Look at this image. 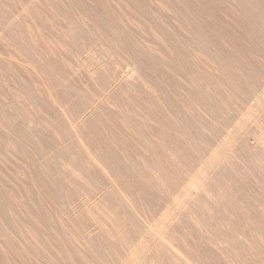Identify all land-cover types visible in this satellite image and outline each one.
Returning a JSON list of instances; mask_svg holds the SVG:
<instances>
[{
    "label": "bare ground",
    "instance_id": "obj_1",
    "mask_svg": "<svg viewBox=\"0 0 264 264\" xmlns=\"http://www.w3.org/2000/svg\"><path fill=\"white\" fill-rule=\"evenodd\" d=\"M35 1L22 2L14 14L8 15L5 3L0 0L2 30L6 34H0V39L17 54L26 50L32 55V59L24 62L26 66L62 84V79L48 65L52 49L44 50L36 45L37 33L42 27L35 18ZM165 1L193 13L190 20L182 17L183 23L189 28L199 54L217 63L220 79L216 80L215 90L220 97L210 96L209 75L204 67L198 68L200 75L195 80L187 71L183 77L184 67L168 63L153 47L129 32L110 6L106 14L94 6L95 14L104 20L100 30L108 39L122 42L131 52L135 80H128L126 76L119 78L111 92L118 90L120 97L110 102L105 96L85 113L89 120L87 135L80 124L70 123L58 98L52 90L48 92L51 103L59 105L58 113L68 123L72 138L69 145L78 169L93 182H96L95 173H101L106 183L103 190L112 206L108 213L99 209L90 212L87 206L79 211L68 210L72 224L82 219L89 225L88 231L79 230L83 243L66 241L64 231L72 225L63 223L61 217L53 220L42 206L34 213L27 207L26 229L21 240L30 254L20 258L17 244L6 242L11 256L20 258L22 264H32L31 255L40 264H95L91 261L92 255L99 257L103 264H124L114 242L131 231L137 232L138 244L133 240L128 244L126 251L130 254L126 264H202L205 259L208 264H251L252 260L260 264L264 260V252L255 253L250 245L264 242V97L252 98L253 103H249L250 95L241 93L248 110L243 114L235 113L230 102L225 104L229 96L239 97L237 87L252 86V70L264 76V27L240 19L236 12L225 9L217 0ZM81 3L91 6L88 1ZM9 26L16 31L14 34L10 33ZM178 47L180 56L184 57L186 46L179 44ZM2 57L5 56L0 54V60ZM111 61L108 51L97 45L91 56L75 64V69L86 72L92 68L97 72L100 64L107 69L112 67ZM4 69L9 76L17 78L26 93H35L8 66ZM184 94L190 95L189 106L182 103ZM102 105L106 115L102 117V124L97 125L93 113ZM0 112L5 116L6 126L14 127L12 130L16 133L32 136L34 128L24 122L25 110L19 100L0 99ZM112 113L136 129L141 144H130L121 130L116 133ZM217 121L224 122L220 131L222 145L211 136ZM145 125L155 128L157 135H146L141 129ZM0 128H4L1 122ZM242 128L251 136H240ZM87 139L103 145L104 159H98L97 153L88 149L84 142ZM199 147L208 154H202ZM118 150L125 158L114 152ZM113 164L119 172L112 173ZM0 175L3 174L0 172ZM52 176V185L40 182L38 190L47 197L62 198L59 179H66L60 172ZM179 188L184 191L181 199ZM29 189L22 187V192L30 194ZM174 193V204L168 210L169 197ZM164 194L170 195L165 199ZM150 202L158 210L166 206L157 220L148 215L146 205ZM35 224L43 233L44 243L34 242Z\"/></svg>",
    "mask_w": 264,
    "mask_h": 264
},
{
    "label": "rangeland",
    "instance_id": "obj_2",
    "mask_svg": "<svg viewBox=\"0 0 264 264\" xmlns=\"http://www.w3.org/2000/svg\"><path fill=\"white\" fill-rule=\"evenodd\" d=\"M28 1L30 0H3L8 15L14 14L22 2L26 4ZM81 1H88L91 6L81 3ZM217 1L225 9L236 12L240 19L249 24L264 27V0ZM94 6L99 7L103 14L107 13V8L110 6L117 20L129 32L139 37L147 46L153 47L168 63L184 67L185 75L183 77H186L187 71L194 78L192 80H195L200 75L198 68L204 67L209 75L207 83H209L210 96L220 97L219 91L215 90L216 80L220 79L218 65L213 58L199 54L196 44L191 40L192 34L189 33V28L182 19L183 17L190 20L193 13L183 10L179 4H175L173 7L165 0H36L35 18L42 27V31L37 33L36 45L44 50H47L48 47L52 49L53 54L50 56L48 65L62 79L63 83L60 84L53 78L46 77L41 72L26 66L24 62L32 59V55L26 50H22L21 55L17 54L13 48L5 45L0 39V54L5 56L0 60L2 63H0V99L5 102L12 99L19 100L21 107L25 110L24 122L34 128L32 136L16 133L12 130L14 127L4 124L5 116L0 112V122L4 126V128H0V172L3 174L0 175V264H15V262L22 264L20 258L30 254L21 240L26 229L24 223L27 207L31 213H34L39 206H42L53 220L56 217H61L63 223L71 224L72 226L64 231L68 243H75L77 240L84 241L79 230L81 228L84 231L89 230L88 223L85 224L82 219L79 220V223L72 224L68 217V210L79 211L87 206L90 212L99 209L108 213L107 210L111 209L112 201L104 193L103 189L106 183L101 173H95L96 182H93L78 169L77 162L74 160L73 148L69 145L72 138L68 133V123L58 113L60 107L64 108L70 123L80 124L82 131L87 135L89 120L85 117V113L91 107H95V104L105 96H108L107 99L110 102L116 101L120 97L118 90L111 92L112 85L119 78L126 76L128 80H135L132 73L134 60L131 52L122 42L117 43L108 39L100 30L104 20L95 14ZM189 7L192 8L190 4ZM28 10L33 15L30 7ZM28 10L27 14H29ZM2 27L0 18V34L5 36ZM8 29L11 34L16 32L12 26H9ZM67 31L71 34L69 35ZM129 42V39L125 41L126 44ZM179 44L186 46L184 57L180 56L182 52L178 47ZM97 45H102L108 51L112 58V67L107 69L100 64L101 69L97 72L92 68H88L86 72L77 71L75 64L85 57L91 56ZM10 56H13L11 60ZM5 66L13 70L35 93H26L17 78L15 76L13 78L5 72ZM173 72L176 73L175 70ZM251 75L252 86L237 87L239 97L229 96V101L225 102V104L230 102L237 114L248 111L242 101L241 93L250 95L249 103H253L252 98L264 97V76L259 75L256 70H252ZM49 89L58 98L60 107L51 103ZM73 90L84 95L78 96ZM188 99H190V95L184 94L183 105L189 106ZM104 115H106V110L103 105L95 108L93 117L97 125L102 124ZM110 115L115 122L116 133L121 130L130 144H141V139L132 125L128 124L127 126L118 114ZM223 125L224 122L217 121L214 125L216 131L213 129L211 135L215 142L221 145L224 142L223 134L220 132ZM141 129L148 136L155 137L157 135V130L149 125H145ZM241 130L240 136H251V133L246 129L242 128ZM84 142L88 149L97 153L98 159H104L106 152L100 142L88 139ZM166 148L170 149L169 146ZM199 150L204 155L208 154L202 147H199ZM156 151L163 157L159 149ZM114 152L125 158L119 150ZM143 157L146 158V155ZM130 168L132 169V165ZM111 170L112 173L120 171L116 164L111 166ZM55 172H60L66 179H59L62 185V198H50L46 193L38 190L40 182L52 185L54 178L52 174ZM13 184L18 187V190ZM22 187L30 188V194L22 192ZM179 190L181 199L184 191L182 188ZM175 193L169 197L168 210L174 204ZM169 195L164 194V198L167 199ZM29 202L32 203V206H29ZM64 203H66L65 206ZM146 206L148 215L156 220L166 209L164 206L158 210L152 202ZM102 221L107 220L102 219ZM134 233L131 231L130 235L123 236L114 242L118 248L120 261L124 264L128 262L130 254L126 251L128 244L132 242L131 240L135 245L138 244L135 242L137 232L135 236ZM32 236H34V242L44 243L43 233L36 228V224ZM6 242L17 244L20 258L11 256ZM250 245L255 253L264 252V242H252ZM86 250L91 253L87 246ZM254 256L253 254L252 258ZM31 260L32 264H40L34 255H31ZM91 261L95 264H103L99 257L93 255ZM204 262L202 264H208L206 259ZM82 264L84 263L82 262ZM260 264H264V260L260 261Z\"/></svg>",
    "mask_w": 264,
    "mask_h": 264
}]
</instances>
